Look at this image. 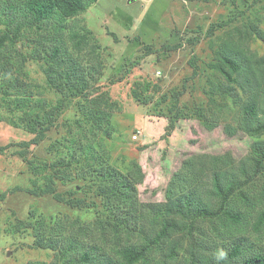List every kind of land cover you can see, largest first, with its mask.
Segmentation results:
<instances>
[{
  "label": "rangeland",
  "instance_id": "rangeland-1",
  "mask_svg": "<svg viewBox=\"0 0 264 264\" xmlns=\"http://www.w3.org/2000/svg\"><path fill=\"white\" fill-rule=\"evenodd\" d=\"M56 27L51 20L39 30L22 29L15 49L21 54L17 61L23 69L14 74L21 90L11 99L26 100L29 95L31 106L57 113L44 141L29 147L27 159L64 173L69 181L55 180L56 191L65 200L81 199L84 205L72 208L50 195L37 197L28 192L35 180L36 185L43 182L19 154L20 144L30 142L34 135L26 127L25 113L12 110L14 100L6 106L0 90V146H8L0 153V193L6 194L0 201V264H50L54 259L52 251L35 246L33 229L19 221L32 222L35 227L40 222L50 227L59 220L83 226L91 238L87 243L100 239V229L109 233L121 222L133 227L132 242L137 243L165 217L153 213V208L167 204L169 186L175 196L194 192L215 208L213 175L224 172L243 180L239 170L251 162L252 143L264 140L241 128V106L248 93L211 68L224 40H242L249 52L264 56V43L251 34L255 27L264 32V0H98L68 20L63 33ZM84 29L93 37L89 36L85 50L76 53L69 37ZM43 44L47 51L61 45L66 57L73 56L83 66L84 75L93 74L83 94L73 96L64 89L63 67L49 80L48 72L53 70L39 53L44 54ZM97 59L102 64L98 73L92 70ZM218 88L226 95L219 94ZM180 92L178 109L184 118L169 132L170 109ZM102 97L114 105L110 137L89 118L92 100L102 102ZM66 139L77 142L82 151L93 150L98 157L93 172L86 170L85 163H75L77 156L71 158L70 151H52L56 142ZM135 164L144 179L135 185L131 208L109 195L107 182V192L101 194V167L126 175ZM241 191L244 196L237 193L231 206L243 214L242 224L224 228L223 220L199 219L192 235L183 231L165 241L155 253L156 261L167 263L170 244L177 247L178 257L169 264H184L192 245L208 253L209 243L238 238L264 250V228L257 231L254 225L264 209V177L255 178Z\"/></svg>",
  "mask_w": 264,
  "mask_h": 264
},
{
  "label": "trees",
  "instance_id": "trees-1",
  "mask_svg": "<svg viewBox=\"0 0 264 264\" xmlns=\"http://www.w3.org/2000/svg\"><path fill=\"white\" fill-rule=\"evenodd\" d=\"M97 2L98 0H0V77L2 78L0 90L6 106H9V103L14 100L11 99L12 96H16L15 94L21 90L19 79L14 74L15 72L21 73L23 69L20 61H17L21 54L15 49L16 44L21 41L22 29L36 27L39 30L47 22L55 20L57 31L61 34L65 30V23L68 20L85 13ZM253 33L258 40L264 43L262 30L255 27L251 31V34ZM89 36L92 35L87 29H84L83 33H72L69 41L72 43L73 51L79 53L85 50L89 44ZM242 43V40L222 41L216 53L217 62L212 64L211 68L228 83L240 84L243 90L248 93L247 99L241 106V128L249 136L260 137L264 136V56L259 57L249 52ZM42 46L45 50L44 54L42 51L39 53L53 70L48 72L49 80L53 78L56 71L63 67L64 72L60 73V77L64 89L73 96L83 94L88 87L87 78L93 74L84 75L83 66H80L77 61L75 62L73 56L66 57L61 45H55L49 51L44 44ZM101 67V61L97 59L92 70L93 72L97 70L98 73ZM217 92L226 95L219 88ZM182 94V92L178 93L175 104L170 109L169 132L173 130L177 120L184 118L183 113H180L178 109ZM14 105L12 110L25 113L26 127L34 135L30 142L20 144L23 150L19 151V154L27 162L33 175L42 177L43 180L41 185H36L35 180L34 187L28 192L37 197L50 195L55 201L65 202L72 208L83 207V200H65L56 191L55 180L69 181L64 173L53 170V165L27 159L29 147L44 141L52 128L54 116L58 117L57 113L47 114L44 109L31 106L29 95L26 100L16 98ZM58 108H62L61 104ZM113 111L114 105L109 102L108 98L102 97V102L97 99L92 100L89 118L95 127L107 137H110L113 131L111 127ZM76 144L77 142L73 143L66 139L63 143L56 142L52 151L56 153L60 149L70 151L71 158L77 156L75 163H81V165L85 163L86 170L90 173L93 172V163L98 158L97 155L90 148L82 151ZM7 148L8 146H0V153H4ZM134 168L126 175L108 167H101L99 171L103 184L107 182L111 185L112 193L109 195H114L116 199H120L127 206L135 204V185L144 179L138 165L135 164ZM239 172L244 177L243 180H237L234 176H228L224 172H217L213 175L212 195L218 202L215 208L207 202H203L199 197L196 198L194 192L188 194L180 192L178 196H175V192L169 186L166 196L167 204L160 209L153 208V213L158 216L164 214L165 217L155 222V230L150 233H147L144 228H139L147 234L137 243L132 242L135 239L132 238L134 236L133 227L121 222L109 233H106L105 228L100 229V239H94L90 243H87L88 240H91L88 237L87 229L73 223L68 225L59 220L50 227H45L43 222L38 223L37 227L35 224L32 225V222L19 221V224L25 228L33 229L36 247L53 252L54 259L50 264H169V261H175L178 257L177 247L173 244L169 245L170 254L167 255V263L156 261L157 249H160L161 245L176 233L189 231V235H192V229L197 220L220 219L223 220L221 225L224 228L243 223L245 220L243 214L234 210L231 201L237 193L244 196L241 190L245 185L251 184L255 178L261 175L264 177V140L252 143L251 162L249 165L242 164ZM101 188V194L105 195L108 186L104 184ZM5 197V193H0L1 202ZM32 214L33 212L29 217H32ZM254 225L257 231L264 228V209L257 214ZM207 250L208 253H201L195 245L190 246L184 264H264V250L253 243L249 244L245 239L238 238L226 243H209Z\"/></svg>",
  "mask_w": 264,
  "mask_h": 264
}]
</instances>
